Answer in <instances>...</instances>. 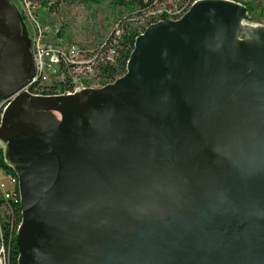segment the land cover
Instances as JSON below:
<instances>
[{
	"label": "water",
	"instance_id": "water-1",
	"mask_svg": "<svg viewBox=\"0 0 264 264\" xmlns=\"http://www.w3.org/2000/svg\"><path fill=\"white\" fill-rule=\"evenodd\" d=\"M22 18L0 0L18 264H264V27L247 6L199 0L136 37L114 83L54 96L25 90Z\"/></svg>",
	"mask_w": 264,
	"mask_h": 264
},
{
	"label": "built area",
	"instance_id": "built-area-1",
	"mask_svg": "<svg viewBox=\"0 0 264 264\" xmlns=\"http://www.w3.org/2000/svg\"><path fill=\"white\" fill-rule=\"evenodd\" d=\"M156 0V6L145 14H150L152 20L148 24L137 26L139 36L152 24L165 20H179L186 11L190 10L193 2L199 0ZM244 2L247 0H233ZM188 10H185L187 9ZM37 14L25 12L24 16L37 25ZM32 41L31 51L35 65V75L26 87V91L34 95L54 96L73 94L85 90L98 79L103 86L112 84L111 79L105 77L103 70L106 66L115 67L118 58V43L122 35H115L99 47H84L76 43L65 44L60 37L49 39L45 29L38 24L37 28H28ZM124 32V31H123ZM60 38V39H59ZM0 177V264H11L10 250L5 243L6 232L13 238L18 231L16 227V210L20 208L21 197L17 176L7 175L2 170ZM7 181L8 184L4 182ZM6 225V228H5Z\"/></svg>",
	"mask_w": 264,
	"mask_h": 264
},
{
	"label": "rangeland",
	"instance_id": "rangeland-1",
	"mask_svg": "<svg viewBox=\"0 0 264 264\" xmlns=\"http://www.w3.org/2000/svg\"><path fill=\"white\" fill-rule=\"evenodd\" d=\"M250 1L255 0H247L244 3ZM181 2L182 0H178L175 2V5L179 6ZM196 2L194 1L193 5ZM15 4L21 15H24L25 12L38 13L36 15L38 18L37 25L32 20L29 23L26 17L23 16L22 23L26 28H37L39 24L41 28L45 29V35L49 39L60 37L64 44L65 42L70 44L76 43L91 48L102 46L116 34L122 35L124 26H132L134 28L138 26L141 28L140 24H148L152 20L150 14L140 15L137 10L120 6L117 0H104L102 3L92 5L91 7H84L81 4L63 5L57 13H50L47 10L40 11V7L37 6L36 2L32 6L28 0H17ZM256 4L258 5V9L255 13L250 14L252 24L264 27V0L260 2L256 0ZM185 10H188V8ZM186 13L182 15L184 16ZM60 32H62V35H60ZM94 80L84 88L101 89L105 87L98 79ZM0 177H3L1 169ZM4 182L8 184L6 180ZM17 232L14 236L15 239Z\"/></svg>",
	"mask_w": 264,
	"mask_h": 264
},
{
	"label": "trees",
	"instance_id": "trees-1",
	"mask_svg": "<svg viewBox=\"0 0 264 264\" xmlns=\"http://www.w3.org/2000/svg\"><path fill=\"white\" fill-rule=\"evenodd\" d=\"M14 1L17 2V0ZM21 1H25V0H21ZM28 1H30L32 6H34V3L36 2L37 6L40 7L39 8L40 11L47 10L50 13H57L63 5L81 4L84 7H91L92 5H97L102 3L104 0H28ZM117 3L122 7L137 10L140 15L145 14L146 12L150 11L156 6V0H117ZM245 5L249 10V14L255 13L256 10L258 9V5L256 4V1L247 2L245 3ZM35 13L38 15L37 12ZM135 29L136 28L132 26H124L123 36L121 38V41H119L118 43V51L120 53L118 62L115 67L106 66L103 70V74L105 75V77L111 79L112 82H115L118 78L123 77L127 73V63L131 53L134 50L135 39L136 37H138ZM60 35H62V32H60ZM5 104H6V99L0 95V124H1L3 106ZM0 169L7 175L16 176L14 170L6 161L5 148L1 143H0ZM21 221H22L21 209L17 208L16 227H18L21 224ZM5 232H6L5 243L7 244L10 250L11 264H18L19 254L14 240L15 238L9 237L8 230H5Z\"/></svg>",
	"mask_w": 264,
	"mask_h": 264
},
{
	"label": "bare ground",
	"instance_id": "bare-ground-1",
	"mask_svg": "<svg viewBox=\"0 0 264 264\" xmlns=\"http://www.w3.org/2000/svg\"><path fill=\"white\" fill-rule=\"evenodd\" d=\"M227 1H230V2H233L231 0H227ZM247 26L243 23V28H246ZM247 40H250V39H247ZM247 42H250V41H247Z\"/></svg>",
	"mask_w": 264,
	"mask_h": 264
},
{
	"label": "crops",
	"instance_id": "crops-1",
	"mask_svg": "<svg viewBox=\"0 0 264 264\" xmlns=\"http://www.w3.org/2000/svg\"><path fill=\"white\" fill-rule=\"evenodd\" d=\"M256 1V0H255ZM258 2H260L261 0H257Z\"/></svg>",
	"mask_w": 264,
	"mask_h": 264
}]
</instances>
